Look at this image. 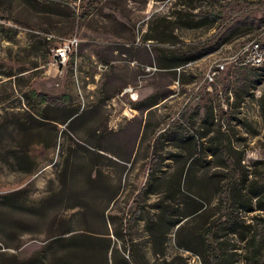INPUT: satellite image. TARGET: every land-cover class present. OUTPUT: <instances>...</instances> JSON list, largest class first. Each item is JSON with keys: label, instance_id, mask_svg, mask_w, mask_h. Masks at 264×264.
<instances>
[{"label": "rangeland", "instance_id": "rangeland-1", "mask_svg": "<svg viewBox=\"0 0 264 264\" xmlns=\"http://www.w3.org/2000/svg\"><path fill=\"white\" fill-rule=\"evenodd\" d=\"M179 1L0 0V195L18 190L11 198L30 205L0 198V264H14L70 230L107 236L125 255L132 249L134 264H204L197 233L223 211L209 136L219 131L264 177V61L240 63L248 42L264 41V26L175 70L157 66L170 50L214 46L230 16H259L264 0L242 1L241 8L234 0H188L193 8L175 15ZM211 7L219 20L186 26L189 12ZM73 39L65 60L56 59L55 49ZM217 61L224 68L209 79ZM77 107L78 115L62 122ZM182 134L190 136L175 146L171 137ZM25 150L29 158L18 162ZM191 155L198 164L189 173ZM151 164L156 191L138 201ZM194 182L203 186L201 196ZM199 204L200 213L181 218L155 250L145 224L159 220V206L176 215ZM139 207L143 218L133 221ZM243 214L264 228V211ZM127 220L132 247L124 241ZM227 239L235 247L223 264H250L243 242ZM257 264H264V251Z\"/></svg>", "mask_w": 264, "mask_h": 264}, {"label": "trees", "instance_id": "trees-1", "mask_svg": "<svg viewBox=\"0 0 264 264\" xmlns=\"http://www.w3.org/2000/svg\"><path fill=\"white\" fill-rule=\"evenodd\" d=\"M245 0H234L233 3L239 5ZM182 7H179L175 13H180L183 8L191 9L192 5H188V0H180L177 2ZM232 8V7H231ZM191 17L187 18L186 26L193 27L202 24H211L220 19V11H216L214 7L211 10L198 11L196 13L189 12ZM264 26V11L261 15L255 16L251 13L239 12L228 18L225 24L222 25L214 40L212 47H196L188 46L183 49H175L168 51L169 55L157 59V66L165 69H176L180 66L196 59L210 50L230 40L231 38L243 34L247 31L258 29ZM41 45H45L47 49L52 46L49 37H37ZM146 39L156 38L154 35H146ZM258 42V41H257ZM264 47V41L259 43ZM259 67H255L258 69ZM264 71V67H262ZM41 94H37L40 96ZM46 98V97H44ZM155 103L152 102V104ZM79 108L70 109L66 113V118L62 119L65 122L69 121L78 115ZM43 119L49 117L40 115ZM211 130H208L209 133ZM165 133V129L161 131ZM206 134V133H205ZM219 131L209 136V145L207 146L209 153L216 157L215 164L219 167L216 172L213 184L217 191V203L222 213L218 215L210 225L197 235L200 240H195L199 244L200 250L203 252L204 264H223L228 258L229 249L235 246L229 243L227 236H237L239 241L243 242L244 258L247 263L257 264L264 251V228L257 229L251 226L250 222H245L244 214L253 210L264 211V177H256V174L242 162V157L236 149L231 147L223 138L218 135ZM190 135L182 134L180 136L171 137L175 146H181L182 142L186 141V137ZM204 136V135H203ZM18 162H22L29 158L27 150L23 154L16 155ZM197 158L191 155L187 164L188 172L195 170ZM154 161L152 162V164ZM152 164L148 168L147 178L138 192V201L156 191V175ZM193 191L201 196L203 193V186L198 183H193ZM20 191H13L9 194H1L2 202H9L13 206L19 205L24 208L30 206L24 200L16 201L11 198V195ZM11 198V201L8 198ZM136 200V201H137ZM137 201V202H138ZM161 208V215L157 222H147L145 229L151 237L152 246L155 250H160L165 235L169 232L171 227L179 222L181 218L187 220L190 215H197L201 211V204L194 209L184 213H174L164 215L168 212L166 207ZM142 208L139 207L137 213L133 215V221L142 219ZM175 217H171L174 216ZM164 216V218L162 217ZM184 220V221H185ZM128 221V220H127ZM183 223V222H182ZM180 223L177 227L182 228L184 225ZM132 222L129 220L126 226L127 237L124 241L128 245H132L129 228ZM264 225V222H263ZM178 228V229H179ZM70 232V233H68ZM66 231L61 232L49 240H47L37 252L27 256L14 264H134L136 257L132 253V249L125 254L121 253L118 246H111L110 238L102 234H98L90 230L80 231ZM68 233V234H66ZM196 244V243H195ZM132 247V246H131ZM187 249H192L185 245ZM197 253L200 251L197 250ZM13 264V263H12Z\"/></svg>", "mask_w": 264, "mask_h": 264}, {"label": "built area", "instance_id": "built-area-1", "mask_svg": "<svg viewBox=\"0 0 264 264\" xmlns=\"http://www.w3.org/2000/svg\"><path fill=\"white\" fill-rule=\"evenodd\" d=\"M75 39L72 41L64 42L63 45L57 47L55 49V57L59 61H64L67 56V51L70 48V44L73 43ZM243 56L241 57L242 64H249L251 66H259L264 61V47H262L257 41L248 42L242 49ZM224 61H217L215 63V68L207 73L209 79L213 78V74L219 69L224 68Z\"/></svg>", "mask_w": 264, "mask_h": 264}]
</instances>
